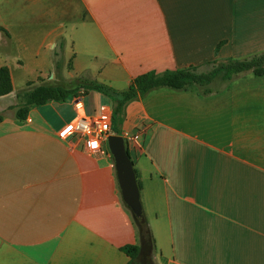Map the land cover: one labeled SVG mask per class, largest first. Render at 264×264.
Segmentation results:
<instances>
[{
	"label": "crops",
	"instance_id": "1",
	"mask_svg": "<svg viewBox=\"0 0 264 264\" xmlns=\"http://www.w3.org/2000/svg\"><path fill=\"white\" fill-rule=\"evenodd\" d=\"M262 51L264 0H0L12 81L0 96V264H128L121 247L138 243L107 147L58 137L77 103L94 113L92 91L18 122L24 91L85 73L122 90L149 71ZM210 86L157 88L119 126L112 117L110 134L130 137L154 264H264V74Z\"/></svg>",
	"mask_w": 264,
	"mask_h": 264
},
{
	"label": "trees",
	"instance_id": "2",
	"mask_svg": "<svg viewBox=\"0 0 264 264\" xmlns=\"http://www.w3.org/2000/svg\"><path fill=\"white\" fill-rule=\"evenodd\" d=\"M247 71H252L256 76L264 74V51L243 58L208 61L203 65V68L191 65L186 68L165 70L163 72L149 71L136 76L130 81L128 86L122 90L114 89L107 84L92 79L86 73L76 78L74 81L75 86L71 88H65L54 84L39 83L24 91L22 93L24 98L23 102L12 108H15L14 116L16 120L22 122L26 118L31 107L40 106L50 101L66 102L75 97L78 94V91L82 89L85 93L92 91L108 97L113 104L112 117L115 119L116 114L122 116L123 109L128 102L143 96L151 90L157 88L184 90L191 85H197L200 88L201 93L206 95L213 92L210 84L214 79L219 77L223 81L229 82L235 76ZM27 85H31V82H28ZM11 91L12 81L9 69L6 66H1L0 96L8 94ZM2 119L3 115L0 114V120ZM137 185L138 188H140V183L138 181ZM122 205L129 212L132 223L136 227L137 234L138 232L141 233L146 241L151 239L154 248V239L146 220H144L143 223H140L131 213L123 200ZM121 250L129 256L130 261L128 264H131L138 258L141 247L138 243L126 244L121 247Z\"/></svg>",
	"mask_w": 264,
	"mask_h": 264
},
{
	"label": "built area",
	"instance_id": "3",
	"mask_svg": "<svg viewBox=\"0 0 264 264\" xmlns=\"http://www.w3.org/2000/svg\"><path fill=\"white\" fill-rule=\"evenodd\" d=\"M79 101L80 99L77 100ZM111 122L112 108L109 105H99L96 112L87 114L82 105L77 103L74 115L58 130V137L81 141L85 149L94 151L106 146V139L111 133ZM121 136L125 142L130 138L128 135Z\"/></svg>",
	"mask_w": 264,
	"mask_h": 264
},
{
	"label": "water",
	"instance_id": "4",
	"mask_svg": "<svg viewBox=\"0 0 264 264\" xmlns=\"http://www.w3.org/2000/svg\"><path fill=\"white\" fill-rule=\"evenodd\" d=\"M106 147L114 162L121 198L134 217L143 223L145 218L140 203L139 188L124 138L119 134H110L106 139Z\"/></svg>",
	"mask_w": 264,
	"mask_h": 264
},
{
	"label": "rangeland",
	"instance_id": "5",
	"mask_svg": "<svg viewBox=\"0 0 264 264\" xmlns=\"http://www.w3.org/2000/svg\"><path fill=\"white\" fill-rule=\"evenodd\" d=\"M49 81H51V80H49ZM49 81H47V82H49ZM86 94L87 93H85L83 90L78 92V96H80V97H82L83 95H86ZM102 102L106 103V104H110L111 108L113 107L112 101L108 97H106L100 93L92 92L86 97V104L89 108V112L97 111L99 105ZM121 118H122L121 115H119V114L115 115V119H114L115 126H119V123L121 122ZM138 244L141 247L140 254H139L138 258L134 262H132L131 264H154L153 258H154V252L155 251H154L153 242L151 241V239H148V241L144 240L143 235L138 232Z\"/></svg>",
	"mask_w": 264,
	"mask_h": 264
}]
</instances>
